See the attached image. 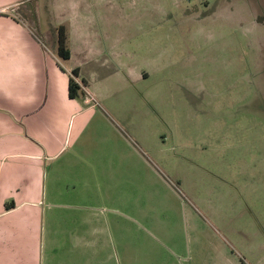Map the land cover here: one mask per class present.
<instances>
[{
  "label": "rangeland",
  "instance_id": "374dc122",
  "mask_svg": "<svg viewBox=\"0 0 264 264\" xmlns=\"http://www.w3.org/2000/svg\"><path fill=\"white\" fill-rule=\"evenodd\" d=\"M65 1L95 99L80 140L134 207L100 256L126 264L132 243L136 259L264 264V0Z\"/></svg>",
  "mask_w": 264,
  "mask_h": 264
},
{
  "label": "crops",
  "instance_id": "0c3cea01",
  "mask_svg": "<svg viewBox=\"0 0 264 264\" xmlns=\"http://www.w3.org/2000/svg\"><path fill=\"white\" fill-rule=\"evenodd\" d=\"M27 4L0 0V264H107L103 237L118 235L122 244L124 229H133L124 219L133 221L134 207L117 194L116 180L113 191H104L113 185L104 171L114 168L106 151L99 157L97 147L80 140L93 111L85 92L72 97L69 91L72 71L86 91L88 85L69 45L83 20L80 7L65 0L45 8ZM61 25L66 60L57 52ZM92 54L81 53L83 62ZM128 245L126 264H169L136 259L135 244Z\"/></svg>",
  "mask_w": 264,
  "mask_h": 264
},
{
  "label": "trees",
  "instance_id": "16d2710c",
  "mask_svg": "<svg viewBox=\"0 0 264 264\" xmlns=\"http://www.w3.org/2000/svg\"><path fill=\"white\" fill-rule=\"evenodd\" d=\"M58 55L62 59H69L70 57V49L67 46V32H66V27L61 25L58 27ZM72 76L70 78V85H69V91H70V96L72 97H79L83 96L84 91L79 85V83L75 80L73 76H78L77 71H72Z\"/></svg>",
  "mask_w": 264,
  "mask_h": 264
},
{
  "label": "built area",
  "instance_id": "2783aa9c",
  "mask_svg": "<svg viewBox=\"0 0 264 264\" xmlns=\"http://www.w3.org/2000/svg\"><path fill=\"white\" fill-rule=\"evenodd\" d=\"M74 78H75V80L79 83V85L82 87V89L84 90V92H85V99H86V101L89 103V102H91V101H95V99H94V97L93 96H91V95H89V93L86 91V89H85V85H83V81H78V77H76V76H73Z\"/></svg>",
  "mask_w": 264,
  "mask_h": 264
}]
</instances>
